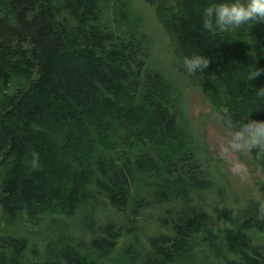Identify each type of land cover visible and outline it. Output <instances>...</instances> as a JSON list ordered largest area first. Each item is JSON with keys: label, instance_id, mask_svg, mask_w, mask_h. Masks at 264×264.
<instances>
[{"label": "trees", "instance_id": "trees-1", "mask_svg": "<svg viewBox=\"0 0 264 264\" xmlns=\"http://www.w3.org/2000/svg\"><path fill=\"white\" fill-rule=\"evenodd\" d=\"M138 1L153 10L175 72L208 93L224 127L264 120L254 95L264 71L248 81L264 70V22L211 36L204 0ZM111 3L119 5L0 0L12 14H0V83L9 84L0 100V264H264V183L263 202L228 206L206 192L177 88L145 66L142 40L103 23L115 17ZM193 52L210 63L190 76L181 61ZM248 156L264 175V149ZM100 211L111 217L97 222ZM55 215L72 221L52 218L54 239L42 248L6 232L23 217Z\"/></svg>", "mask_w": 264, "mask_h": 264}, {"label": "rangeland", "instance_id": "rangeland-1", "mask_svg": "<svg viewBox=\"0 0 264 264\" xmlns=\"http://www.w3.org/2000/svg\"><path fill=\"white\" fill-rule=\"evenodd\" d=\"M118 3L119 5L115 6L111 3L112 8L113 6L117 8L114 19L112 18L114 15L108 14L103 23L115 29L116 34L122 32L123 38L126 37L127 41L133 37L142 40L144 51L142 61L145 66L156 67L162 71L167 75L168 81L177 88L178 112L182 123L186 124V132L191 144L188 146L196 153L201 169L205 171L211 183V188L206 192L222 193L223 200L228 206L240 205L249 196L263 202L258 188L260 183H264V175L256 168L248 156V151L234 152L230 149L228 129L223 126L220 112L208 93L194 86V79L182 78L175 72L170 46L154 17L153 10L138 0H121V3L118 0ZM2 8L0 7V14L12 16L11 12ZM126 11L127 16H125ZM7 86H9L8 82L0 83V100L2 91L6 93ZM8 91L14 93L11 88H8ZM235 164H242L245 170L237 174L233 171ZM55 217L67 224L72 221L71 218L55 215L42 216L38 223H31L23 217L24 221L20 222L21 224L6 228V232L14 237L25 238L27 244L39 249L49 242V239H54L55 230L51 225V219ZM108 217L111 216L107 212L100 211L97 222L104 221ZM257 237L260 238L256 245L264 247V233L258 234Z\"/></svg>", "mask_w": 264, "mask_h": 264}, {"label": "clouds", "instance_id": "clouds-1", "mask_svg": "<svg viewBox=\"0 0 264 264\" xmlns=\"http://www.w3.org/2000/svg\"><path fill=\"white\" fill-rule=\"evenodd\" d=\"M201 26L211 36L220 32H230L242 25L264 22V0H204L200 10ZM209 58L193 52L184 54L181 67L185 73L195 76L207 68ZM264 71L255 68L248 74V81ZM257 99H264V86L255 88ZM228 124L229 147L232 151H251L264 149V120L245 119L238 124ZM242 164H235L233 171L240 174L244 171ZM243 178V177H242Z\"/></svg>", "mask_w": 264, "mask_h": 264}]
</instances>
